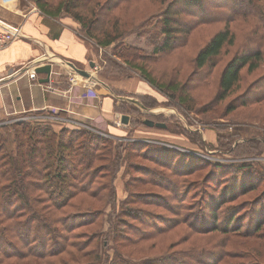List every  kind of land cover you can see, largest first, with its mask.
<instances>
[{"label":"trees","instance_id":"1","mask_svg":"<svg viewBox=\"0 0 264 264\" xmlns=\"http://www.w3.org/2000/svg\"><path fill=\"white\" fill-rule=\"evenodd\" d=\"M33 1L47 16L72 17L81 24L85 38L94 39L97 47H112L114 57L131 67H138L142 77L153 87L160 91L172 90L182 102L194 100L187 82L190 83L195 76L198 83V75L204 76L201 72L206 67L219 65L224 59L223 50L238 43L240 29L242 32L247 30L244 41L239 42L235 53L224 62L215 99L222 101L241 87L245 68L252 74L263 67L262 74L237 97L242 100L231 104L228 110H236L235 105L248 106L264 101V0H158L161 6L155 11L143 6L142 9L135 7L147 0ZM158 15L162 19L160 25L154 24L157 36L150 37L154 45L152 57L141 48L124 43L128 33L137 28L135 31L142 34L145 32L144 29L141 31L142 27L151 24V19ZM130 16L141 19L127 28ZM216 23L222 24L223 28L197 50L192 58L194 70L184 83L178 80L183 63H177L174 75L166 82L157 79L146 66L148 61L159 60L158 55L155 56L159 52L173 51L184 44V39L187 43L200 26ZM140 98L143 100L145 97ZM151 100L152 104L150 101L148 105L157 103L155 98ZM123 102L118 109L127 114ZM145 117L167 123L163 118H153L148 114ZM127 142V145L114 142L113 137L87 126L78 129L62 127L56 131L49 122L19 120L1 124L0 264H95V260L101 264H134L138 259L141 260L135 262L137 264H220L232 253L226 249L229 243L234 242L229 237L230 233L244 238L236 241L239 247L247 246L248 237L263 234L264 170L251 162L227 165L232 166L228 171L230 185L226 184L222 189H219L221 184L206 187L200 196L198 193L199 201L195 199L186 210L183 204L188 200L192 186L197 184L192 182L189 186L186 178L208 166L213 169L223 166L204 158L199 159V163L186 152L164 143ZM124 153L128 160L125 173L129 174L125 182L128 195L117 210L115 180L121 168L119 160H123ZM134 156L144 157L155 166L136 163L132 159ZM133 169L137 174L132 173ZM210 177L211 174L201 177V183L204 179L209 182ZM167 192L175 193L180 203L172 205L164 194ZM249 194L253 196L247 199L251 200L250 205L235 204L239 198ZM138 202L162 207L168 213L144 211L135 206ZM108 205L112 206L113 212L105 214ZM169 213L174 217L171 218ZM105 215L110 223L116 217L110 229H113V239L117 244L114 256L106 260L98 244L103 231L90 233L81 230L93 225L101 226V218ZM182 215L186 216L177 219ZM191 217L193 222H188ZM245 220L251 232L247 227L244 229ZM185 223L196 234L219 233L215 235L219 237L215 242L212 239L205 241V245L174 249L172 244L180 241V237L168 243L158 254H145V250L152 252L157 247L160 238ZM141 224L150 227L144 229ZM147 242L151 246L144 248L143 244ZM102 243L107 242L103 239ZM259 245L264 250V245ZM252 251L258 254L257 257L263 255L254 246ZM234 257L243 258L241 254Z\"/></svg>","mask_w":264,"mask_h":264},{"label":"rangeland","instance_id":"2","mask_svg":"<svg viewBox=\"0 0 264 264\" xmlns=\"http://www.w3.org/2000/svg\"><path fill=\"white\" fill-rule=\"evenodd\" d=\"M143 6V7H142ZM159 6H161V3L158 0H147L140 3H137L135 5L136 8H146L150 9V11H155ZM141 8V9H142ZM140 18H133V16H130V23L127 28H131L134 24H137L139 22ZM162 16H155L151 20V24H148L146 26L142 27L145 30V32H136L135 30L128 33L124 38V43L128 46H134L141 48L146 54H148L149 57L153 56L154 51V45L151 43V36L154 35V37L157 36V32L154 31V24L160 25ZM80 24V23H79ZM160 27V26H159ZM246 28L247 26H240ZM223 28L222 24H209L200 26L196 31H194L186 43V39H184L182 42L185 44H181L179 47L174 49L173 51H169L166 53H158L155 56L158 55V59L154 62L148 61L146 66L152 70L154 75L157 77V79H160L161 81H167L168 79L172 78L174 75V67L177 65V63H183L184 67H182L180 76L178 77V80H181L183 83L186 79V77L189 76V74L194 70V62L193 57L195 56L197 50L208 40L209 37H211L218 29ZM81 32V24L80 29ZM149 31V32H147ZM239 35L237 36L238 43L235 46H227L223 53L225 55L222 57L224 58L222 61H220L216 67L214 66H208L206 67L201 73L204 74V76L198 75V83H196V77H192V81L188 83V88H190V95L194 99L191 102H182L179 101V99L175 96V93L172 92V90H166V91H160L159 89H156L153 87L148 81H146L142 75L141 71L138 69V67H131L130 64H126L124 61H122L118 57H114V52L112 51V47L103 48V47H97L96 41L94 39H89L87 36L88 42H90V49L92 50L91 53V60L96 62V66L94 67V70L96 71V74L99 78L104 80L106 83H110V85L115 86L118 82H126L130 78L132 79H142L145 81L150 89L153 87L156 91L157 96H153L151 92H140L135 93V87L137 85L125 83V90L115 89L117 92H121L124 96H129L131 101L129 100H123V109L127 111V114H130L132 116L131 119V126L138 127L142 126L143 124L141 121L143 117H145V114L152 116L153 118H163L167 120V128L171 132L175 133H181L182 135H185L186 140L188 142H191L190 146L187 147H175L179 150H182V152H186L191 157H194L197 160L199 159H207L208 162L218 163L222 165L221 169H213L212 166L206 167L204 170H201L199 172L194 173L191 177L186 178L188 181V185L192 186V182H196L197 184H194L191 188V192L188 195V200L185 201L183 205L186 206V210H188V206L191 203H194V200H198V193L199 196L201 192L205 191L206 187L209 186H219L221 184V187L219 189H222V186H225L226 184H229V169H231L232 166H237L240 163H253L256 165V167L264 170V101L261 103L256 104H250L248 106H240L235 105L236 110L229 112V106L233 103H237L242 98H237L241 92L246 90L248 85L254 81V79L262 74L263 67L255 71L254 73L250 74L247 71V68H245L243 73V81L240 84V88L236 91L231 92L229 96H227L226 99L222 101H217L215 98L218 95L219 92V75L223 68L225 60L230 56V54L235 53L236 49L239 46V42H243L244 36L247 34V30H244L242 32V29L239 30ZM158 35L160 38H162V33L160 31L158 32ZM178 37V36H177ZM154 56V57H155ZM138 63H144L142 61H139ZM159 80V81H160ZM190 84V86H189ZM193 88V89H192ZM118 94V93H117ZM145 97L143 100L140 97ZM157 100V103L154 105L152 104V100L154 98ZM237 98V99H236ZM135 99L139 100L141 104H135ZM134 101V102H132ZM151 101V104L148 105V103ZM145 102V103H144ZM169 106L176 111H171L168 113H156L153 114V112L149 111V108L156 107V106ZM137 107V108H136ZM136 110H135V109ZM148 110V111H147ZM144 113V114H143ZM18 121V120H17ZM17 121H10L7 123L17 122ZM6 123V122H5ZM0 122L1 124H5ZM93 127L92 129L97 130L93 125L90 126ZM103 135L107 136L108 133L105 132V130H102ZM109 136V135H108ZM153 141V140H142L137 138H128V139H122L121 141L114 139V142L122 143L123 145H127L129 142L127 141ZM154 142H160L164 143L166 145H169L171 147H174L164 141L161 140H154ZM132 143V142H131ZM126 153V152H125ZM125 153L122 156L123 160H119V163H121V168L119 171H117L118 178L120 171L123 170L124 174L126 173V168L128 167V160L125 159ZM134 162L136 163H142L147 164L150 166H155L154 163L148 161L144 157L139 158L137 156H134L132 158ZM205 163H208L206 162ZM196 162V161H195ZM193 162V163H195ZM114 165H117L115 162ZM232 165V166H227ZM196 166V165H195ZM198 166V165H197ZM255 167V166H254ZM136 169L132 170V173L137 174L134 172ZM139 174V173H138ZM211 174L212 177L209 178V182L204 179L203 184L201 183V177H204L206 175ZM125 176L129 177V174H125ZM226 177V178H225ZM206 180V181H205ZM190 183V184H189ZM210 183V184H208ZM233 184L232 182H230ZM121 185V184H120ZM202 185V186H201ZM143 189V188H140ZM211 189V188H209ZM263 189V186L261 187V190ZM168 197L169 201L172 203V205H176L178 203V197L175 193H164ZM196 195V196H195ZM252 194L243 196L242 198H239L235 204H242L243 206L245 203L247 205H250L251 200L250 199ZM194 197V198H193ZM197 197V198H196ZM249 197V198H247ZM253 197V196H252ZM89 199V198H88ZM88 199L86 201H88ZM121 200L116 201V208L119 209V206L121 204ZM199 201V200H198ZM264 201V200H263ZM262 201V202H263ZM87 203V202H86ZM180 203V201H179ZM188 204V205H187ZM141 207L144 211L147 212H162V213H168L166 209H163L162 207L155 206L153 204H143V203H137L135 206ZM193 207V206H192ZM190 208V207H189ZM111 205H108L106 212H113V209ZM184 212V211H183ZM170 217H174L172 213H169ZM186 215L177 216L180 218H184ZM190 216V215H189ZM107 215L103 216L101 218L102 225H93L89 227H84L81 230H88L90 233H93L97 230L103 231V236L99 239L98 244L102 247V256L104 260L107 259V257L114 256L115 249H116V242L113 239L114 234L112 230L110 229V224L114 221H116V217H113L111 223L110 220L105 219ZM146 218H149L150 216H145ZM144 218V219H146ZM192 221L193 218L191 217L188 222ZM101 223V222H100ZM99 223V224H100ZM245 226L244 229H246V220H245ZM120 226V225H119ZM144 229L149 228L147 224H141ZM199 228V227H198ZM249 231L251 232L252 229H250V226L247 227ZM263 234H257L255 237H248L247 240V246L246 247H239L236 246V241H240L244 239L241 236H238L236 234L230 233L231 240L233 243H229L228 246H226V249L230 251L231 255L225 257V259L220 264H227L228 263H236V264H262L264 263V250L260 247L259 244L264 245V231ZM219 233H209L208 235H204L201 233L196 234L192 229L191 226L187 223L181 224L178 226V228L174 229L170 233H168L167 236L160 238L159 243L157 247L151 252V250H145V254L150 253H156L158 254L163 247H166L168 243L171 241H176L181 237V240L178 242H174L172 246H175L174 249H186L193 247L195 244H203L205 245V241L212 239L213 242H215L219 236H215ZM256 235V234H255ZM260 235V236H259ZM211 237V238H209ZM257 237V238H256ZM105 240L107 243L103 244L102 240ZM103 244V245H102ZM147 246H151L150 242H147L143 244V247L146 248ZM210 247V245H207ZM256 247L261 253L263 252V255H259L257 257V253L252 251V247ZM259 246V247H257ZM225 249V250H226ZM241 254L243 258L234 257L236 254ZM105 253V254H104ZM140 256V253L137 254V256ZM141 259L135 260L134 264H137L135 262H139ZM95 264H101L98 261H94Z\"/></svg>","mask_w":264,"mask_h":264},{"label":"crops","instance_id":"3","mask_svg":"<svg viewBox=\"0 0 264 264\" xmlns=\"http://www.w3.org/2000/svg\"><path fill=\"white\" fill-rule=\"evenodd\" d=\"M0 21L11 26L22 25L25 34L11 40L0 51V122H49L56 131L62 127L78 129L93 125L117 140H161L178 148L191 145L185 135L171 132L168 128L149 126L144 122L141 124L143 127L133 128L130 114L128 123L121 121L124 113L118 109V105L123 100L131 99L129 96L123 99V95L117 94L115 89L125 90V85L130 82L132 85L137 83L135 93L144 91L157 96L156 90L153 87L150 89L142 79L132 77L115 86L103 80L107 85L102 86L101 92L97 91L94 88L96 79L78 72L86 70L96 73V62L92 67L90 42L79 31V22L72 17H50L39 9L35 1L18 0L9 5L0 3ZM41 57L45 60L23 70ZM45 63L52 64V71L50 80L41 82L40 79L46 74L38 73L35 69ZM134 103L141 104L137 100ZM149 109L153 114L176 111L161 105ZM127 179L128 176L121 170L115 180L118 200L128 195L125 186Z\"/></svg>","mask_w":264,"mask_h":264},{"label":"water","instance_id":"4","mask_svg":"<svg viewBox=\"0 0 264 264\" xmlns=\"http://www.w3.org/2000/svg\"><path fill=\"white\" fill-rule=\"evenodd\" d=\"M91 66L92 67L95 66L94 61L91 62ZM35 70L38 73H45L46 74L45 77L40 79L41 82H48L50 80V75H51V71H52V64L51 63H45L42 65H39L38 67H36ZM78 72L87 78L96 79V83L94 85V88L99 92H101L103 90V87H102L103 85L104 86L107 85V84H105V82L102 79H99L97 77L96 73H93V71L78 70ZM122 98L128 99L129 97L122 96ZM135 100H137V99H135ZM137 101H139V100H137ZM121 121L123 123H128L129 122V115L128 114H122ZM143 122L146 125L160 127V128H167V126H168L167 123L164 121H157V120L149 118V117L143 118Z\"/></svg>","mask_w":264,"mask_h":264},{"label":"built area","instance_id":"5","mask_svg":"<svg viewBox=\"0 0 264 264\" xmlns=\"http://www.w3.org/2000/svg\"><path fill=\"white\" fill-rule=\"evenodd\" d=\"M18 0H0V3L2 5H9L11 3H15ZM24 32L22 29V25H8L5 22L0 21V51L8 45V43L17 37L24 36ZM45 60L44 57H41L39 59H35L32 63L24 67L23 70L30 69L36 62H40ZM17 73V72H16ZM19 73V72H18ZM1 80V79H0ZM87 127H90V125H87ZM93 128V127H90Z\"/></svg>","mask_w":264,"mask_h":264},{"label":"bare ground","instance_id":"6","mask_svg":"<svg viewBox=\"0 0 264 264\" xmlns=\"http://www.w3.org/2000/svg\"><path fill=\"white\" fill-rule=\"evenodd\" d=\"M2 80V79H1Z\"/></svg>","mask_w":264,"mask_h":264}]
</instances>
